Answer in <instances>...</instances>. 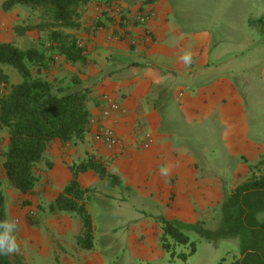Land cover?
I'll return each instance as SVG.
<instances>
[{"label":"crops","instance_id":"obj_1","mask_svg":"<svg viewBox=\"0 0 264 264\" xmlns=\"http://www.w3.org/2000/svg\"><path fill=\"white\" fill-rule=\"evenodd\" d=\"M97 1L81 14L76 34L86 45V61L71 64L72 72L91 88L94 118L101 117L104 94L121 105V112L103 121L121 144L109 149L95 141L94 125L93 136L88 132L83 141L52 143L46 177L22 194V209L12 206L13 200L6 206L12 217L21 214L16 218L25 264H105L116 243L108 237L118 230L127 235L136 257H162V219L182 231L223 219L226 196L260 172L255 166L264 157V116L256 114L264 109L263 6L258 15H242L241 23L239 0H209L215 17L186 23L189 0H118L121 13L109 15L97 11ZM261 2L255 0L258 6ZM6 12L12 31L25 26L20 7ZM223 12L225 18L218 14ZM143 13L150 15L145 24L132 21ZM16 32L24 37L29 31ZM6 34L0 30V42H10ZM185 50L194 53L190 66L180 61ZM146 133L153 137L148 148ZM89 156L110 176L101 178L93 170L77 175L88 190L85 206L94 228V246L86 249L79 243L80 215L53 213L48 206L74 179L71 167ZM162 165L172 166L169 176L160 175ZM40 204L47 209H39L35 222L29 220L26 215Z\"/></svg>","mask_w":264,"mask_h":264},{"label":"trees","instance_id":"obj_2","mask_svg":"<svg viewBox=\"0 0 264 264\" xmlns=\"http://www.w3.org/2000/svg\"><path fill=\"white\" fill-rule=\"evenodd\" d=\"M92 0H5L2 8L15 7L41 10L42 22L35 26L17 27L20 34L34 29L46 34L40 46L22 49L13 42H0V84H7V93L0 95V130L6 133L3 168L10 184L22 194L31 193L39 180L38 164L44 162L55 141L78 143L91 131L94 116L89 107L91 88L77 73L52 81L47 72L57 56L62 62L83 64L84 50L78 45L76 31L81 27L80 9ZM100 24V23H99ZM75 31V32H74ZM3 67L15 70L22 80L12 83ZM248 180L226 196L222 205L226 224L219 230L222 237H236L242 256L227 264H264V157L255 166ZM74 179L65 186L50 205L52 212H76L82 218L84 233L79 239L83 248L94 246V228L85 206L87 189L77 181L79 172L93 170L101 178L110 176L102 162L93 156L71 167ZM7 217L6 197L0 189V220ZM162 245L172 252L177 244L191 243L187 259L196 251L194 242L175 223L162 219ZM175 256V252H172ZM0 264H13L10 256L0 255ZM225 264V263H220Z\"/></svg>","mask_w":264,"mask_h":264},{"label":"rangeland","instance_id":"obj_3","mask_svg":"<svg viewBox=\"0 0 264 264\" xmlns=\"http://www.w3.org/2000/svg\"><path fill=\"white\" fill-rule=\"evenodd\" d=\"M100 5V1L94 2V7L96 8ZM189 6H192L190 10L186 11V23H202V22H210V19L215 17V4L214 2L210 5L209 0H189ZM188 6V7H189ZM264 3L261 2L260 6L255 4V0H239L238 10L240 12V22H242V15L244 14H254L258 15L260 8ZM41 10H32L31 8L20 7L19 15L23 18L21 23H24L25 26H35L37 23L42 22L43 16L41 14ZM86 12V7H82L80 9V13L84 15ZM6 12L3 8L0 10V30L6 32V40H10L19 46L22 49H27L31 47L40 46L46 34L37 32L36 30H31L25 34V36L19 35L16 31H12L14 29L10 28L9 22L6 23L5 15ZM222 18H225V13H218ZM206 17V19H205ZM4 23V26H2ZM21 26V25H20ZM23 27V26H22ZM12 29V30H11ZM12 31L13 33H10ZM75 32V31H74ZM82 41V40H81ZM4 70L11 75L12 83H18L22 80V77L12 68L3 67ZM73 67L69 63L62 62V59L59 57H55L51 66L47 72V77L49 80L57 81L68 77L73 74ZM9 86L7 84H0V95L7 93ZM251 119L255 118L254 110L252 109V105L249 107ZM259 113L261 116H264V109H259ZM264 128V125H263ZM94 133L96 131V126L93 127ZM90 137L93 136L90 132ZM6 133L4 130H0V189L5 194L6 197V206H8L9 201L13 200L12 206L19 207L22 209V204L24 197L20 191L15 189L6 177L5 170L3 168V156L2 153L5 150L6 143ZM72 143V142H71ZM70 143V144H71ZM223 155H221L222 157ZM211 158L213 156L211 155ZM224 157L222 158V160ZM50 162L47 160V156L44 162L40 163L36 167V173L39 176V180L36 183L44 179L45 173L50 169ZM246 181V180H245ZM241 181L240 185L245 182ZM28 204V203H27ZM10 205V204H9ZM45 210L47 207H43L41 204L36 206V212H31L26 215L29 220L35 222L38 218V214L40 213L39 209ZM38 209V210H37ZM48 210H50V205L48 206ZM15 212L18 213L17 210ZM38 212V213H37ZM54 213V212H53ZM12 214V212H11ZM10 212H8L7 217H12ZM19 215L15 214V217H19ZM259 219L264 221V212L259 214ZM226 224L225 217L223 219L219 218L217 220L207 219L205 222L199 223L197 226H192L185 231L190 237L191 242L195 243L196 251L192 255H188L187 259H183L180 257L181 254H189L191 250V243L188 244H177L175 249L172 252H175V256H172V252H165L164 256H158L151 260L138 258L134 255L132 247L127 244V235L123 232H113L109 239H113L116 243L112 245L111 249L105 254V264H220V263H231L242 256L241 251V243L236 237H222L219 234V230L224 228ZM21 226V225H20ZM38 226H36L37 228ZM20 241V238H18ZM21 244V251L19 254L10 255V259L14 262V264H25L23 254V244Z\"/></svg>","mask_w":264,"mask_h":264},{"label":"built area","instance_id":"obj_4","mask_svg":"<svg viewBox=\"0 0 264 264\" xmlns=\"http://www.w3.org/2000/svg\"><path fill=\"white\" fill-rule=\"evenodd\" d=\"M96 9L98 12H101L102 14L106 13L108 15L114 10L119 13H121L122 10L121 6L118 4V0H111L110 3L108 4L97 6ZM149 18H150L149 14L143 13L133 17L132 21L140 24H145ZM78 45L84 50V52H86L85 51L86 45L83 41L79 40ZM102 101L104 102V106L101 111V117L98 119L94 118L92 121V125L96 126V131L94 133V140L101 143L102 145H104L109 149H113L119 144H121V140L111 128H108L103 124V121L108 117H110L112 113L121 112L122 107L110 94L102 95ZM152 143H153V137L151 133H146L144 136V143H143L144 148L150 147Z\"/></svg>","mask_w":264,"mask_h":264},{"label":"clouds","instance_id":"obj_5","mask_svg":"<svg viewBox=\"0 0 264 264\" xmlns=\"http://www.w3.org/2000/svg\"><path fill=\"white\" fill-rule=\"evenodd\" d=\"M194 53L191 50H185L180 56V61L185 66H190L193 63ZM171 165H162L159 173L162 177H167L171 172ZM21 221L16 217H8L0 220V255L10 256L19 254L21 244L18 239L20 232Z\"/></svg>","mask_w":264,"mask_h":264}]
</instances>
